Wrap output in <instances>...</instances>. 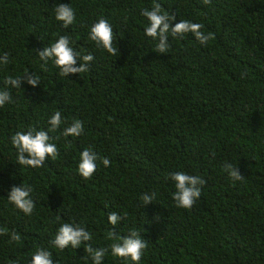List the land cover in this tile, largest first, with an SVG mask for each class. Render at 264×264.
I'll return each mask as SVG.
<instances>
[{"label":"trees","instance_id":"obj_1","mask_svg":"<svg viewBox=\"0 0 264 264\" xmlns=\"http://www.w3.org/2000/svg\"><path fill=\"white\" fill-rule=\"evenodd\" d=\"M159 3L176 20L203 25L214 38L201 45L191 34L169 35L167 53L146 37L141 10ZM69 5L75 20L63 27L55 7ZM112 26L115 55L88 39L100 18ZM68 36L79 55L92 54L89 71L61 76L37 52ZM0 264H30L38 248L53 264H92L84 243L51 245L64 223L81 226L90 243L105 248L103 264H131L114 257L110 236L138 231L147 248L139 264H264V0H0ZM79 61H77V66ZM40 81L32 87L24 74ZM22 78L5 88L7 77ZM60 111L63 123L49 132L58 149L43 167L17 164L11 137L45 130ZM74 119L84 131L64 137ZM90 148L97 160L91 180L76 168ZM236 166L244 179L223 169ZM206 181L192 208L175 207L169 173ZM30 186L35 207L25 215L7 199L12 186ZM155 192L152 203L141 196ZM117 212L112 226L107 215ZM18 234V241L11 240Z\"/></svg>","mask_w":264,"mask_h":264},{"label":"clouds","instance_id":"obj_2","mask_svg":"<svg viewBox=\"0 0 264 264\" xmlns=\"http://www.w3.org/2000/svg\"><path fill=\"white\" fill-rule=\"evenodd\" d=\"M204 5H208L210 0H201ZM55 19L62 23L63 27H68L75 20V12L69 5L60 4L55 7ZM141 15L146 18L147 26L144 29L146 37H150L156 43L157 53H167L169 49L168 37H183L185 34L191 33L195 39L205 45L214 38L212 33L205 34L201 31L203 25L194 23L188 20H180L173 25L176 20L175 14H169L167 11H162L161 5L156 3L151 9L141 10ZM88 39L98 48H102L110 55H115L117 47L113 46V29L105 18H100L93 23L89 28ZM72 42L68 36H59V38L48 47H44L37 52L40 60L45 64L49 60L59 69L61 76H69L71 74H81L89 71L90 63L94 60L92 54L79 55L71 46ZM77 61L79 64L77 66ZM9 63L7 54L0 58V65ZM23 81L32 87H36L40 81L39 77L33 73L23 76ZM22 78L7 77L3 84L5 88H20ZM7 102H11V95L6 90H0V107H3ZM63 123L60 111H55L48 119L50 127L45 130H36L29 128L28 131L16 132L11 137V144L16 149L17 164L37 168L43 167L46 158L53 160L58 155V149L54 143H50L49 132H55ZM84 131L83 123L74 119L70 125L66 126L61 135L64 137H79ZM97 160L108 167L110 160L106 157L101 158L90 148H85L80 152L79 161L76 171L84 180H91L93 174L97 170ZM224 171L233 181L244 179L236 166L231 163L223 165ZM165 179H170L174 182L176 191L172 194V200L175 207L182 209H190L201 196V188L206 183L199 176L186 174L184 172L169 173ZM32 188L30 186H12L8 192L7 199L9 203L15 206L16 209L23 212L25 215H31L35 207L34 201L31 198ZM155 192L144 194L141 196L142 205L152 203L155 199ZM122 217L117 212H111L107 215V222L112 226L118 225ZM0 234H4L0 230ZM110 236L117 239L118 243L110 245L111 255L125 261H130L131 264H139L144 250L147 248L146 240L141 238L138 231H132L127 236H117L110 232ZM91 234L81 226H73L69 223L60 225L54 238L51 240V245L57 249L64 250L71 246L73 249L80 247L84 243V252L88 254L92 264H103V258L108 251L105 248L94 249L90 243H85L91 240ZM20 236L13 233L11 240L18 241ZM30 264H53L52 254L44 248H38L31 257Z\"/></svg>","mask_w":264,"mask_h":264}]
</instances>
